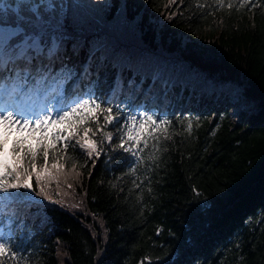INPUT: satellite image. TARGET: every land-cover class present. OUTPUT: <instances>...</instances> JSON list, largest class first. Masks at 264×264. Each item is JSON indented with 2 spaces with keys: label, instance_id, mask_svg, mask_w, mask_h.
I'll return each instance as SVG.
<instances>
[{
  "label": "trees",
  "instance_id": "16d2710c",
  "mask_svg": "<svg viewBox=\"0 0 264 264\" xmlns=\"http://www.w3.org/2000/svg\"><path fill=\"white\" fill-rule=\"evenodd\" d=\"M63 3L66 62L83 65L96 48L110 53L107 83L101 72L98 86L93 73L71 87L96 90L123 113L147 108L171 123L155 150L148 142L135 173L112 151L118 139L95 166L70 141L69 179L59 196L50 186L67 206L38 205L37 197L0 203V229L31 253V264H98L101 251L99 264H264V8L217 10L213 0ZM51 96L41 106L55 105ZM106 131L120 135L118 126Z\"/></svg>",
  "mask_w": 264,
  "mask_h": 264
},
{
  "label": "snow or ice",
  "instance_id": "6c2138e0",
  "mask_svg": "<svg viewBox=\"0 0 264 264\" xmlns=\"http://www.w3.org/2000/svg\"><path fill=\"white\" fill-rule=\"evenodd\" d=\"M174 2L169 0L170 4ZM213 4L217 10L264 8L260 0H213ZM197 6L203 9L209 5L198 3ZM66 8L68 5L63 0L59 3L57 0H0V203L5 208L21 197L40 198L38 205L47 202L67 206L62 199L53 198L50 186L55 182V195L59 196L61 181L69 179L66 164L76 158L68 155L70 147L75 150L70 141L75 140V145L86 152L95 166L106 144L112 145L118 139L112 151L122 152L126 167L135 173L144 165L141 154L148 142L154 141L155 150V142L171 123L147 108L135 114L123 113L110 100H102L96 90L77 93L71 87L77 78L91 77L93 73L98 86L101 72L107 83L106 62L110 53L96 48L83 65L66 62L64 42L69 26L64 15ZM119 10L122 14L123 5ZM175 15L171 13L166 18L171 20ZM156 78L153 77V85ZM115 79L119 80V76ZM162 83L164 89L169 87L168 81ZM49 91L55 105L44 102L41 106ZM235 101L247 107L246 97L237 94ZM93 122L95 128L90 126ZM116 126L119 137L106 131ZM97 134L99 139L95 138ZM9 140L11 146L6 150ZM148 159L154 161L155 157L150 154ZM193 191L197 199L202 195L196 189ZM31 211L29 208L28 212ZM102 256V251L97 253L98 264ZM0 264H31V253L26 254V249L14 242L10 230L0 229Z\"/></svg>",
  "mask_w": 264,
  "mask_h": 264
},
{
  "label": "rangeland",
  "instance_id": "374dc122",
  "mask_svg": "<svg viewBox=\"0 0 264 264\" xmlns=\"http://www.w3.org/2000/svg\"><path fill=\"white\" fill-rule=\"evenodd\" d=\"M10 141H11V140H9V143L5 145V148H6L8 145H10Z\"/></svg>",
  "mask_w": 264,
  "mask_h": 264
}]
</instances>
